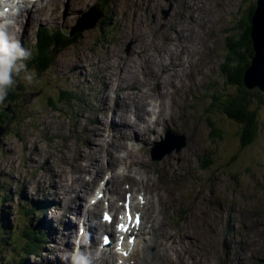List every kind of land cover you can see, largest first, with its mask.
Returning a JSON list of instances; mask_svg holds the SVG:
<instances>
[{
	"label": "rangeland",
	"instance_id": "obj_1",
	"mask_svg": "<svg viewBox=\"0 0 264 264\" xmlns=\"http://www.w3.org/2000/svg\"><path fill=\"white\" fill-rule=\"evenodd\" d=\"M69 1L72 0H59L53 12L50 9L45 11L44 19L15 23L9 33L19 43L23 40L21 47L30 56L24 61L27 73L22 72L19 76L13 74L14 83L7 87L12 91L15 87L23 86L20 97L11 102L0 101V118L3 119L0 126L4 127L0 136V219L5 216L11 227V232H7L10 238L5 229L0 234V264H18L21 256L25 259L20 264H57L55 256H59L62 251L58 250L54 234L65 228L66 218H59L64 204L60 199L51 198L56 182L64 179L66 173L70 182L72 165L77 161L81 164L88 162V159L79 160L86 153L88 144H95L98 139L100 142L109 140L105 136L109 128L99 130L102 121L98 122L108 107L109 97L111 99L114 96L116 90L113 86L126 94L141 83L147 84L148 78L150 81L163 69V66H155V61L163 59L165 53L174 48L175 42L178 49L183 50L179 54L181 60L175 68L176 72H179L178 67L184 62L181 72L188 71L189 66L195 81L186 89L182 101L184 106L177 108L174 105L173 112L167 115L170 123L167 127H158L160 135L157 133L159 136L156 140L143 147L138 141L128 142L139 155L145 157V165L152 171L129 164L124 158L126 152L119 147L121 140L114 141V147L110 149L121 160L116 162L113 170L126 167V175L120 176V179L121 182L129 183H125L119 193L111 194L115 198L114 202L122 199L125 190H130L134 195H149L150 199L153 198V206L149 210L151 215L158 218L164 215V222L169 224L170 219H173L177 222L176 228L181 225L197 232L201 241L207 246L213 244L221 257L224 256L223 252L230 255L232 250L240 249L238 235L241 226L249 222L254 229L250 240L254 241L257 236L264 242V101L259 102L255 95L249 96L250 109L256 113L257 133L247 146L240 143L238 124L216 111L205 114L210 103L209 91L218 93L227 90L223 87L220 73L226 54V38L236 33L237 25L245 24L246 16L256 0H203V4H197V0H111L108 6L102 4L105 7L104 14L110 17L109 20L105 19L109 28L100 27L105 17L103 14L92 23L91 17L96 14L95 0H73V3H81L83 9L68 10ZM170 6V13L164 19L162 10ZM90 9L86 23L85 19L82 21V16ZM133 15H137L148 26L138 23L136 27L132 25L124 30V22ZM42 24L50 29L62 28L66 31L82 27L81 31L75 30L81 34L73 45L59 53L55 52L50 63L45 59L38 62L39 58L33 57L28 45L33 44L34 32ZM144 31L138 40L140 51L134 54V40L129 39L130 34H136L137 37V32ZM144 38L148 46H145ZM109 52L111 57H116L118 52L122 60L121 67L126 66L132 71V77L125 83L113 75L120 68L110 59ZM144 58L151 63L140 65ZM152 70L156 72L153 75ZM28 74H32L31 81L25 78ZM178 83V79L167 75L160 86L163 91L168 88L173 93L175 90L182 91L183 86ZM61 90L75 92L78 102H56L54 107L49 106L48 98L54 100ZM255 91L261 93L258 90L248 92ZM148 95L147 88H139L136 98L141 103H148L150 100H144L148 98L141 100ZM166 103L173 105L172 95ZM206 117L212 127L218 128V135H209ZM166 130L183 134L179 136L182 145L154 161L149 151L154 141L164 138ZM169 145L167 142L156 150L161 151ZM93 147L92 156L99 160L100 146ZM202 158L208 161L206 168L201 170L199 163ZM97 163L102 166L103 172L94 178V184L99 178L104 181L107 172L112 171V168L107 167L106 159ZM91 175L84 174L85 179L90 181ZM159 176L164 186L161 192L166 198L164 208L158 204L152 184L146 182V177L155 181ZM92 185L86 186L85 194L79 192L81 211ZM25 199L41 206L36 214L25 213ZM49 202L53 207L41 211ZM143 215L146 218L145 207ZM69 216L73 219L72 215ZM99 216L98 209L96 220ZM29 223L32 229L40 230L41 236L40 241L35 242L34 251L27 254L25 251L22 253L21 234ZM75 233H78L77 226ZM94 237L96 246L100 240L97 234ZM66 241L71 242L72 239L67 238L63 246ZM262 247L259 259L264 258V244ZM136 249L141 258L144 254H151L139 244ZM216 251L212 256L208 255L210 264H217ZM72 254L73 251L70 256ZM205 256L200 253L197 262L194 263L190 257L187 263L204 264ZM129 263H133L132 260ZM259 264H264V261Z\"/></svg>",
	"mask_w": 264,
	"mask_h": 264
},
{
	"label": "bare ground",
	"instance_id": "obj_2",
	"mask_svg": "<svg viewBox=\"0 0 264 264\" xmlns=\"http://www.w3.org/2000/svg\"><path fill=\"white\" fill-rule=\"evenodd\" d=\"M58 1L59 0H37L33 3H26L22 1V5L17 3L16 6H18V8H23V11L19 15H14L11 19L12 21H8V19L10 18V14L2 13L0 15V25L5 26L7 31L10 33L11 28L16 22L19 24L22 21L26 23L44 19L45 11L50 9V11L53 12V8H55ZM37 2L40 5H38ZM196 3L203 4V0H197ZM30 4H32L31 7L29 6ZM68 4V10L72 8L83 9L81 3H73V0L69 1ZM158 9L159 11L161 10V8ZM113 14H116L115 11H113ZM85 21L87 23L86 19ZM138 23L141 24V26L147 25L137 15H133L132 18H127L124 22V30L132 25L136 27ZM137 33V37L136 34H130L129 38L134 40V47L132 46V52L134 54H138L140 51L137 47L138 40L140 39V35H144L145 31ZM144 40L146 44L145 46H148L147 40L145 38ZM176 45L178 44H176L175 42L174 48L165 53V57L163 59L160 58V60L155 61L157 62L155 63V66H163V69L157 74H155V70H152V75H155L151 77L150 81L148 78L147 84L141 83L138 88H133V90L129 89L130 92H127L123 96H121L117 92L113 96L111 101L109 97L108 107L104 109L102 119L98 122L100 123L102 121L99 130L109 128V133L105 135L109 137V140L100 142L98 139L95 144H88L86 153L83 156L79 157V160L88 159V162L86 164H81L79 161H77L72 165V171L69 176L70 182H68L67 173L65 174L64 179H62L59 183L56 182V186H54V189L51 192V198L60 199L62 204H64L63 212L59 215V218H66V221L64 223L65 228L63 230H59V232H55L54 234L58 250L62 251L59 256L58 254H56L55 256V258H57V264H79V256L86 257L89 261V264L110 263H105L106 252H96V248L94 247V234H96V231L99 228L96 220V211L101 208V201H98L95 205H92L90 207H85L81 211V197L79 196V192L85 194L87 192L86 186L94 184V178L99 176L100 173L103 172L102 166L97 163L98 161L103 162V159H106L108 161V167H113L116 162L121 160V158H119L110 149V147H114V141H116L117 139L121 140L119 147L126 152L124 158L128 159L130 164L137 165L138 167L143 168L145 171H152L148 169L147 165H145V157L139 155L138 151L134 149L133 145H129L128 142L135 140L140 142L143 147L150 143L152 140L157 139L160 135L158 127H167L166 125L170 123L169 117L167 115L173 112L172 107L174 105L177 108H182L184 106L182 101L185 99V95L187 93L186 89H188V87L195 81V77L189 66H187L188 71L181 72L180 69L184 65V62L178 67L179 72H176L177 69L175 70V68H177L178 63L181 60L179 54L183 52V50H179ZM116 54V57H111L110 52L108 53V56L110 57V59H112L113 63H117L116 66L120 68V71L114 72L113 75L117 76L121 83H125L132 77V71L129 70L126 66L121 67V57L118 55V52ZM128 61H131V59H129ZM150 63L151 62H149V60L144 58L140 65L147 66L145 64ZM83 69L85 68L83 67ZM167 75L169 77H172V79H178L179 83L177 85L183 86L182 91L175 90V92L172 93L173 90L168 88L163 91V87L160 86V82L163 80V77H166ZM168 83L170 84V82ZM113 87L116 91L120 89L117 86ZM177 87L175 88L177 89ZM139 88H147V91H149V95L143 96V98L141 99L143 100L144 98H148L144 99L145 101L150 100L148 103H141L140 100L136 98V93ZM170 95L173 96V105H168L166 103V100ZM152 97H158L159 99L152 100ZM157 133H159V135H157ZM93 145L100 146L101 154L99 155V160L96 159L95 156H92L94 150ZM89 165L92 166L89 167ZM170 165L173 168L175 167V165L173 164ZM87 173L92 174V179L90 181L85 179L84 174ZM146 182L152 183L153 191L156 196L155 198L158 204H161L164 208L166 198L161 192V188H164L161 180L152 181L150 177H147ZM95 184L93 186H95ZM121 185L122 183L119 179V176L115 172H112L110 178L106 180V192L112 195L117 194L120 192ZM89 190H91V187L89 188ZM98 192H101V190L95 192V194H97ZM118 200L120 199H117V201ZM112 203L111 207H113ZM24 205L25 208L29 210V200L25 199ZM152 206L153 198L150 199L148 195L145 211L147 221L150 222V228L154 235L152 244L155 246V250L150 255L144 254L142 256L143 263L134 264H188L187 260L190 257L194 259L193 262L195 263L197 262L196 259H198L197 256L200 253L202 255H206L204 264H210L208 255L212 256V253L216 251V247L213 248V244H209V246H207L201 241L200 235L197 232H194L193 230L181 225H178L174 232L170 231L169 229L171 227L167 226L168 223L164 222L162 218L155 217L149 213V210L152 208ZM28 212L30 213V211ZM69 215H72L73 219H71ZM80 221L83 222L85 226H87L90 230V232L87 233L90 245L80 246V249L77 252L73 253L74 256L70 257L73 251V245L71 244V242L66 241L65 245L63 246V243L67 238L70 239V237H74L75 225ZM190 225L195 226L193 224ZM62 239L63 241L61 242ZM131 239L132 241H134L132 237ZM244 244L254 248V246L256 247V239L254 241H251L250 238L249 240L246 239L244 240ZM257 249H259V246L257 247ZM108 252L110 257L114 256L113 247L111 249H108ZM216 254L217 264H247V257L243 249L240 252L232 250L230 255L228 254V252H223V257H221L220 254L217 253V251ZM55 258L53 259V262Z\"/></svg>",
	"mask_w": 264,
	"mask_h": 264
},
{
	"label": "trees",
	"instance_id": "obj_3",
	"mask_svg": "<svg viewBox=\"0 0 264 264\" xmlns=\"http://www.w3.org/2000/svg\"><path fill=\"white\" fill-rule=\"evenodd\" d=\"M110 1L111 0H95V3L99 4L103 16H105L104 21L102 22L103 25L100 26L102 28H109V23L107 21L105 22V19H110V17H107L104 14L105 7H102V4L108 6L110 5ZM254 8L255 4L253 9L248 12L246 16V20L244 22L245 24L243 26L237 25L236 33H233V35L226 38V54L223 63L221 64L220 73L223 77V87H226L227 90L225 92L219 91L218 93L209 91L210 103L205 112V114H207L208 112L210 113L216 111L218 114H222L238 124L240 128L239 140L242 146L251 144L257 133L256 113L254 110L250 109L249 96L255 95L258 97L259 102L264 101V93H258L256 91L255 93H250L242 84L243 72L250 64V60L253 55L252 43L250 39V21ZM73 30L74 29L66 31L62 28L50 29L46 25H38L34 34L35 43L30 46L33 57L39 58L38 62L41 59H45L47 63H50L52 55L55 52L59 53L77 42L81 32H75L74 35H71ZM22 88L23 86L15 87L12 91L6 88V96L3 100L11 102L19 98ZM56 102L70 104L78 102V100L75 92L62 90L58 93L54 100L48 98L47 104L54 107V103ZM207 118L208 117H206L205 120L210 128L209 135H218V128L212 127ZM0 123H3V119L1 118ZM207 161V158H202L199 163V168L201 170L206 168ZM51 205L49 202V205L41 209V211L44 212L45 209L49 208ZM40 208L41 206L34 204L29 200V210H26L25 213L28 214V211H30L31 215H33L36 214V211ZM5 219V216L0 219V234L3 233L2 231H4V229L6 233L11 232V227ZM39 221V224H41L42 220L40 219ZM39 232L40 230L38 228L32 229L31 223L22 229V253L25 251L27 254H30L34 251L35 242L40 241L41 234ZM7 234L8 238H10L9 233ZM4 241H6V238H4ZM24 259L25 257L21 256L18 260V264L24 262Z\"/></svg>",
	"mask_w": 264,
	"mask_h": 264
},
{
	"label": "water",
	"instance_id": "obj_4",
	"mask_svg": "<svg viewBox=\"0 0 264 264\" xmlns=\"http://www.w3.org/2000/svg\"><path fill=\"white\" fill-rule=\"evenodd\" d=\"M94 8L96 9V14L95 16L93 15L91 17V19H93L92 23H95V21H97L103 14L97 3H95ZM91 9L83 15L84 19H86L87 21L89 20V17L86 16L91 11ZM170 9L171 7H169L166 10L164 9L162 10V16L164 19L167 18V16L169 15ZM84 19L82 20L84 21ZM81 28L82 27H76L73 30V32H71V35H74L75 30L81 31ZM250 39L252 43L253 55L251 57L250 64L246 67L245 71L243 72L242 84L244 88L248 91L258 90L261 93H263L264 92V0H256L255 8L250 21ZM7 111L10 112L11 110L7 109ZM2 132H4V127L0 126V136ZM170 139H176L175 140L176 143L174 146L168 148L166 152H169L173 148H179L182 145V143L180 144L182 140L181 137L171 133H166L164 139H162V141L155 143V146L160 145L161 143H164Z\"/></svg>",
	"mask_w": 264,
	"mask_h": 264
},
{
	"label": "clouds",
	"instance_id": "obj_5",
	"mask_svg": "<svg viewBox=\"0 0 264 264\" xmlns=\"http://www.w3.org/2000/svg\"><path fill=\"white\" fill-rule=\"evenodd\" d=\"M17 0H0V4H7L13 12L16 11ZM2 14V13H0ZM30 56V53L21 47L19 41L14 39L6 27L0 25V101H3L6 95V88L14 83L13 74L19 76L21 73H27V66L24 63ZM25 78L29 81L32 74ZM79 264H89L86 257H78Z\"/></svg>",
	"mask_w": 264,
	"mask_h": 264
},
{
	"label": "snow or ice",
	"instance_id": "obj_6",
	"mask_svg": "<svg viewBox=\"0 0 264 264\" xmlns=\"http://www.w3.org/2000/svg\"><path fill=\"white\" fill-rule=\"evenodd\" d=\"M142 199V198H141ZM127 206V205H126ZM104 219L111 222V217L109 216L108 213L104 214ZM139 221H140V216L139 214H137L136 217V226H139ZM129 223L131 224V213L129 212ZM117 227L121 230V231H127V226H125L123 223L117 225ZM106 242H107V238H106ZM129 242H133L132 240H130ZM126 254V253H125Z\"/></svg>",
	"mask_w": 264,
	"mask_h": 264
},
{
	"label": "flooded vegetation",
	"instance_id": "obj_7",
	"mask_svg": "<svg viewBox=\"0 0 264 264\" xmlns=\"http://www.w3.org/2000/svg\"><path fill=\"white\" fill-rule=\"evenodd\" d=\"M253 9V6L250 8L249 12Z\"/></svg>",
	"mask_w": 264,
	"mask_h": 264
}]
</instances>
